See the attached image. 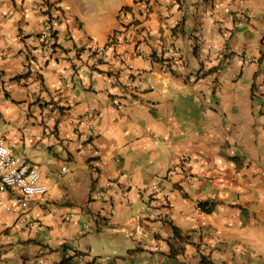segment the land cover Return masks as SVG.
Returning a JSON list of instances; mask_svg holds the SVG:
<instances>
[{"label": "crops", "instance_id": "1", "mask_svg": "<svg viewBox=\"0 0 264 264\" xmlns=\"http://www.w3.org/2000/svg\"><path fill=\"white\" fill-rule=\"evenodd\" d=\"M44 1L0 0V142L46 186L27 206L0 190V264H264V0H50L53 53ZM153 183L167 204L149 205Z\"/></svg>", "mask_w": 264, "mask_h": 264}, {"label": "built area", "instance_id": "2", "mask_svg": "<svg viewBox=\"0 0 264 264\" xmlns=\"http://www.w3.org/2000/svg\"><path fill=\"white\" fill-rule=\"evenodd\" d=\"M44 14L45 20L41 32L40 38L44 41V48L46 52H56L59 49L58 43L55 40L56 30L55 26L58 20V15L61 10V5L59 2L55 1H44ZM128 8H122L120 11V15L124 17L128 13ZM146 10V8L144 9ZM143 10V11H144ZM143 11L139 12V15L132 14V20L126 26L125 24L121 23L110 33L107 41L103 45H97L94 47V56L97 57L99 60H103L107 55V51L112 46L118 44L124 37V35L129 32L130 34V27L136 28L139 26L140 17L143 14ZM168 51H171L172 60L176 59L178 56V52L173 45L166 46ZM241 60L244 62L250 61V57L246 54L241 55ZM171 60V61H172ZM0 81L7 83L8 80L4 73L0 72ZM125 83L129 85V88L134 89L133 83L134 78L133 76L127 75L125 77ZM112 101L115 104L119 103L117 97H112ZM88 116H83L79 118L77 122V126L75 128V132L81 142L86 145L94 146L95 138L93 135L94 125L88 124ZM88 125V131L84 130V126ZM189 158L187 156L182 157V160L177 168V171L185 178V179H192L193 174L189 170ZM176 169H173L175 171ZM62 171L68 172L69 168L67 166L62 167ZM109 183V182H108ZM8 189H16L19 191V195L17 197V202L23 206H27L28 204V197L36 195V194H43L46 192V186L44 183L41 182V175L39 169L36 165H34L26 155H19L15 154L11 148L4 142H0V190L5 191ZM160 191H162V195H160ZM147 200L151 207H155L156 203H159V200L164 204H167L169 198L172 194V190L168 188L161 189V186L158 183H153L149 189H147ZM103 193L102 189H97L95 194L97 196H101ZM125 204H129L130 199L128 194L124 195ZM211 204H206V208H210ZM72 260L69 264H77L79 255L72 254ZM68 257V256H66ZM63 260V259H62ZM61 260V261H62ZM61 261L58 264H61Z\"/></svg>", "mask_w": 264, "mask_h": 264}, {"label": "trees", "instance_id": "3", "mask_svg": "<svg viewBox=\"0 0 264 264\" xmlns=\"http://www.w3.org/2000/svg\"><path fill=\"white\" fill-rule=\"evenodd\" d=\"M125 8H129V7H125ZM206 210H211L212 206L208 209L206 208V204L204 205ZM175 232L177 233V229H174ZM79 252H76V255H79ZM72 260V256H68V257H64L63 260L61 261V264H69V262Z\"/></svg>", "mask_w": 264, "mask_h": 264}]
</instances>
